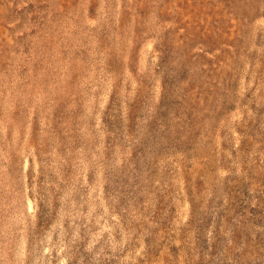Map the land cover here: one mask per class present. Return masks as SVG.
Wrapping results in <instances>:
<instances>
[{
	"label": "rangeland",
	"instance_id": "obj_1",
	"mask_svg": "<svg viewBox=\"0 0 264 264\" xmlns=\"http://www.w3.org/2000/svg\"><path fill=\"white\" fill-rule=\"evenodd\" d=\"M0 264H264V0H0Z\"/></svg>",
	"mask_w": 264,
	"mask_h": 264
}]
</instances>
